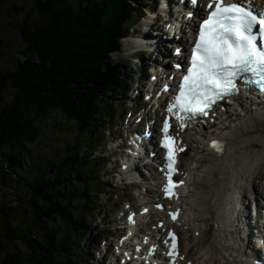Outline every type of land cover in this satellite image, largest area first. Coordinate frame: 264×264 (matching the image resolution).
I'll list each match as a JSON object with an SVG mask.
<instances>
[{
	"label": "trees",
	"instance_id": "obj_1",
	"mask_svg": "<svg viewBox=\"0 0 264 264\" xmlns=\"http://www.w3.org/2000/svg\"><path fill=\"white\" fill-rule=\"evenodd\" d=\"M145 1L36 0L31 8L36 18L34 23L27 20L22 29L24 49L16 70L3 72L5 67L0 68V185L7 187L11 179L14 183L11 189L28 190L44 207L35 204L38 208L34 210L33 221L40 230L31 239L34 243L32 259L17 252L10 243L16 235L3 228L1 241L11 250L3 264H81L83 256L76 249L78 244L71 236L73 233H68L70 238L66 237L67 232L62 227L70 221L61 213L67 204H74V200L67 204L61 201L73 199L77 191L80 197H88L89 188L71 189L69 180L45 177L43 162H34L32 151L43 141L44 128L55 126L50 121L57 114L65 118L66 123L79 125L86 140L100 137L101 127H105L107 118L112 115V99L119 96L126 82L129 64L128 59L118 61L113 55L123 53L122 39L136 22L138 8ZM14 10H18L17 6ZM72 149L75 153L69 163L78 160L84 151L77 140ZM27 167L40 178L28 181ZM53 167L51 165L49 170L51 174ZM81 175L80 182L84 178L90 184L98 182L92 173L86 177L85 172ZM46 190L54 202H48ZM84 205L85 218L91 208L88 202ZM79 212L78 208H69L68 214L73 221H80L79 227L87 230L83 225L87 218L80 219ZM3 215L0 207V230ZM18 222L21 223L20 216ZM24 228L29 229V224ZM74 234L77 235V231Z\"/></svg>",
	"mask_w": 264,
	"mask_h": 264
},
{
	"label": "rangeland",
	"instance_id": "obj_2",
	"mask_svg": "<svg viewBox=\"0 0 264 264\" xmlns=\"http://www.w3.org/2000/svg\"><path fill=\"white\" fill-rule=\"evenodd\" d=\"M36 0H0V68L5 67L2 71L3 72H13L16 70L17 67V62H19V57L21 51L24 49V42H23V37H22V29L26 25L25 22L28 20L31 23L35 22L36 18V12L33 11L31 13V9L33 5L35 4ZM156 7L160 4V0H154V4L148 7L147 5H141L140 8L143 10V13H148V12H153V9H156ZM14 6H17L18 10H14ZM21 7L24 8V10H21ZM30 10V11H29ZM150 13L147 15L149 16ZM41 21V20H40ZM141 21V23H140ZM148 20L147 19H142L139 20V22L135 25L134 29L136 30V34L134 36H131L133 32L131 31L130 35L126 40H131L132 42H138L142 39V35H139L142 33V27L143 25H147ZM155 34V33H153ZM146 41L149 43L151 40L144 36ZM125 41V40H124ZM127 47H123V58H128L130 60V73H135L138 70H140V74H142V69L140 66L141 64H144L148 67L152 66V61L154 55H152L151 58H146L143 57L141 54H139L137 51L142 50L145 51V48H142L138 46V44H131L127 43ZM149 45V44H148ZM150 46V45H149ZM171 47L169 46L166 48V51L168 54H170ZM116 59V55H113ZM142 57V58H140ZM135 58V59H134ZM118 60V59H117ZM156 60H154L155 62ZM151 62V63H150ZM158 66V64L154 65ZM153 66V67H154ZM8 67V69H7ZM145 67V66H144ZM149 69V68H148ZM148 69L145 70L146 72L144 75H148ZM140 87V83H137L136 85H133L131 81L128 82L127 86H125V91L123 92L124 96L117 97L116 99H112L113 104L115 105L114 107V115L112 117L113 120L117 119L115 121L116 123H119V114L122 113L123 115L121 117H124L126 113H129L132 111L133 107H136L137 103H140V100H136V95L138 93V88ZM141 88V87H140ZM127 90L130 91L129 98H127ZM128 99V100H127ZM65 118L61 117L60 114H57L56 116H53L52 120L50 121L51 123H55V126L51 129H46L43 141L40 143L38 152L34 153L33 155L35 159L37 157H40L41 159H45L48 162V165L50 166V163L54 162L59 154H62L65 151L66 145L68 143H72L73 138H79L80 136V130L78 128H75L73 125H65ZM130 121V120H128ZM70 123V122H69ZM120 126L119 129L115 131L113 134L112 138L107 142L108 138H104L103 140V155L104 161H106L107 166L105 165L102 170L103 173L105 174L102 175V179L105 178L106 182H110L113 185H110V187H105V186H98V185H92L91 190L93 191L94 198L92 200L93 204V212L87 217V221L89 224L94 225H100L101 227L104 226L108 227V225L114 229L115 223L114 219L120 220L122 222L126 221L125 217H117L116 213L121 205L124 207L122 204L125 199H133L134 206H138L143 202H146V198H141V199H134L131 194H127L121 189H117L115 186H124L125 182L121 180L123 178L122 175L118 173V171L121 169L120 164H119V159H121L123 156V152L117 148L118 145H121L122 140L119 139L121 135L125 134V129H126V124L127 122H124L123 119L121 118L120 120ZM222 125V123H219ZM64 127L62 128V126ZM123 125V127H122ZM245 125H251V120L248 119V122H246ZM62 128V131H61ZM109 128V126H108ZM243 128V125H240L239 127L236 128V133L239 132ZM264 130V128H263ZM109 131L105 135L108 134ZM214 132L213 129L209 130L206 129L202 132V136L206 137L207 134H212ZM77 136V137H76ZM249 138L246 137L244 134L243 135H231V137H223V139L226 141V143H242L243 141H246ZM200 147L198 148V154H199V159H201L202 164L205 165L206 162L209 160L210 157L205 155V152L202 150L201 146L206 144V141H204V138H200ZM106 145V147H104ZM99 144L96 145V147L99 148ZM197 147V146H195ZM194 147V148H195ZM251 146H245L242 151H248V152H253L251 150ZM263 148V146H261ZM244 151V152H245ZM64 152L63 154H65ZM62 154V155H63ZM116 154V155H115ZM186 157L184 158L183 162L186 167H188V170L193 171L191 168V149L189 152L186 153ZM50 162V163H49ZM233 162V161H232ZM264 162V161H263ZM47 164V163H46ZM252 163L251 165L243 167V169H240L238 174L233 179V186L230 191L236 190L238 188V192H240L242 199H236L234 202V212L236 211L237 204L239 203L241 207L246 208V218H243L244 212L239 220V223L236 225L238 226L239 232L234 235V232L232 230L231 225H234V227H237L230 219V228L229 230L231 231L232 236L236 238H241L245 239L247 241H244L242 245H245L247 248V251L251 250V248H254L255 246V240L253 236L244 228L247 226L246 223H249V227H254V224L257 221H261V216L259 219L256 220H247L248 215H250V201H252L253 197L258 196V201L257 203L260 204L261 206L262 201L261 198L264 196V164L261 163L259 166L258 164ZM262 165V166H261ZM254 166V167H253ZM256 166V167H255ZM106 167V168H105ZM233 167H240L238 164H235ZM252 167V168H251ZM57 168V167H56ZM55 168V169H56ZM231 168V167H230ZM241 168V167H240ZM251 168V169H250ZM114 169V170H112ZM248 169V170H247ZM113 171L116 176H113L112 172ZM242 172V174L240 173ZM1 174V171H0ZM60 174V173H59ZM241 174V175H240ZM62 175V174H60ZM54 176V175H52ZM62 176H67L70 177V179H74L73 176L66 174ZM101 179V180H102ZM236 184V185H235ZM13 181L11 179L8 180V186H2L0 185V205H3L5 207V212L6 215L8 216V220L5 221L4 225L10 224L11 228L13 230L17 229L22 240L18 241L16 237H13L10 240V243L13 244L14 247L17 248L18 252L20 254H27L26 257L28 259H32L30 253H34V243L32 242L31 239H33V236L35 235V226L33 225L34 222L29 219L30 215L32 213L30 212L28 207H32V204L35 200V198H31V194L28 192L26 189H22L21 187H18V191H13L12 188ZM239 187H238V186ZM128 187V186H127ZM236 187V188H235ZM240 188V189H239ZM22 189V191H21ZM129 191V190H128ZM130 192V191H129ZM49 191L45 192V197L48 196ZM236 194V192H234ZM237 198V197H236ZM74 204H67L68 201L66 202V208L63 209L62 215L64 218L69 220L73 224V219L72 217L68 214L69 208L73 210L74 208H78L80 210L77 215L80 216L81 218H84V214L87 213V209L85 202H88V197H80V196H75ZM151 199V198H148ZM73 201V199H71ZM51 202V201H48ZM118 205V206H117ZM259 205V208H260ZM85 207V208H84ZM7 208H12V210H8ZM16 210V211H15ZM233 211L230 213V217L232 214V217L236 216V213ZM18 213L19 216L22 219V225H24V221L27 220V222L31 225V228L34 232H27L24 231L22 228L18 226L13 227L14 221H11V218L16 220V217H12L13 214ZM156 216L151 218L150 221H153ZM85 219V218H84ZM237 222V221H236ZM80 223V222H79ZM67 224H64L63 227H66ZM69 226V225H68ZM181 229L183 230V241H182V246L184 252H186V249H189L191 245H189L190 237H191V232L189 230H185V228L182 226ZM23 230V231H22ZM77 231V237L75 239V242L78 244V247L76 248L77 250L79 249V246L85 247V261L84 264H100L99 261L102 259L104 252L107 248H109V245L111 244V241L105 242L104 238H106L107 235H104L101 240H99L98 235H92L90 238L93 240V246L91 245H86L85 243V236L88 231L84 230V227L81 226H76L75 227V232ZM86 233V234H85ZM80 240V241H78ZM78 241V242H77ZM241 242V241H240ZM6 244H4L1 239H0V263L3 262V250ZM189 247V248H188ZM241 247V246H239ZM11 250L9 249V252ZM245 257L247 259H250L249 256L244 253ZM111 256L109 257V259ZM8 259V258H7ZM36 260V258H35ZM94 260V262L92 261ZM193 260V259H192ZM86 262V263H85ZM101 264H104L101 262Z\"/></svg>",
	"mask_w": 264,
	"mask_h": 264
},
{
	"label": "bare ground",
	"instance_id": "obj_3",
	"mask_svg": "<svg viewBox=\"0 0 264 264\" xmlns=\"http://www.w3.org/2000/svg\"><path fill=\"white\" fill-rule=\"evenodd\" d=\"M149 15L153 16V14ZM165 69H168V66L165 65ZM155 75L162 77L158 69L155 70ZM223 118L224 121H222ZM216 119L219 120L212 126L214 128L213 134H207L206 137H203L201 135L203 131H199L205 127H195L188 133L192 155L190 169L193 171H189L187 167L189 176L186 178L189 183L185 186V191H188V195H185L183 201L180 200V202H182L181 208L184 209V217H186L184 227L191 232V242L189 243L191 247H188L189 249L184 252V263L186 264L193 259L195 264H264V253L258 248H253L247 252L242 244L238 243V238L232 236L229 230L231 225L229 222L230 213L234 210V202L236 199H242L238 188L234 190L236 194L230 191L234 187V177L240 169L254 162L258 166L261 163L264 164V99L248 101L246 98H238L236 103L232 104L226 112L220 110ZM248 119L251 120L249 126L245 125ZM219 122L222 125H218ZM240 125H243V128L236 133V128ZM74 127L80 130V136L78 139L73 138V143L77 140L80 146H87V140L84 138V132L80 126ZM233 134H244L249 138L242 143H226L223 137H231ZM200 138H204L206 141V144L202 145L201 148L205 155L210 157L205 165L202 164L201 159L198 160ZM216 139L223 143L222 152L210 147L211 141ZM73 143L66 145L68 161L73 158L75 153L72 149ZM245 146H251L253 152L242 151ZM92 156V152L87 150L84 154V161L74 160L70 163V167L68 165L59 167L62 169L61 173L65 172L73 176L71 170H75L78 174L86 172L87 163ZM235 164L241 168L233 167ZM240 173L242 174V172ZM141 176L147 184L149 180L146 177H150L147 171H142ZM151 192L156 193V188ZM182 215L183 213L180 218ZM256 225L257 228H260L261 224L258 222ZM231 227L234 228V235L239 232L237 227ZM132 234L133 231H131ZM259 239L264 240V229ZM244 253L250 259H247Z\"/></svg>",
	"mask_w": 264,
	"mask_h": 264
},
{
	"label": "snow or ice",
	"instance_id": "obj_4",
	"mask_svg": "<svg viewBox=\"0 0 264 264\" xmlns=\"http://www.w3.org/2000/svg\"><path fill=\"white\" fill-rule=\"evenodd\" d=\"M191 2L196 4L198 0ZM207 8L208 15L199 25L189 66L174 100L167 107L170 117L180 122L181 130L187 126L184 123L186 119L207 116L208 110L218 101L238 94V81L245 86L255 84L264 91V11L255 12L250 0H234L231 3L209 0ZM170 127L166 119L162 129V147L166 150V176L169 180L164 191L169 196L174 195L175 183H183L171 180L176 171L173 149L176 152L183 149L177 147L175 138L169 135ZM169 141L173 144L170 145ZM211 146L217 151L223 150L219 142L214 141ZM170 215L173 220L176 219V213ZM169 236L172 246L167 254L173 256L176 254L175 235L170 233Z\"/></svg>",
	"mask_w": 264,
	"mask_h": 264
}]
</instances>
